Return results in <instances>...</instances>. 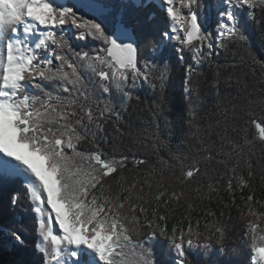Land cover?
Returning <instances> with one entry per match:
<instances>
[{
    "label": "snow or ice",
    "instance_id": "1",
    "mask_svg": "<svg viewBox=\"0 0 264 264\" xmlns=\"http://www.w3.org/2000/svg\"><path fill=\"white\" fill-rule=\"evenodd\" d=\"M254 25L264 40V0H0V192L10 207L26 201L36 223L32 252L20 228H0L14 264H264V193L253 183L258 167L264 181V163L253 162L257 145L264 158V123L250 121L252 137L248 122L202 132L193 106L199 147L191 158L172 151L171 163L108 152L99 136L110 125L143 143L121 127L123 113L144 85L165 98L174 60L185 65L190 105L204 63L217 69L218 93L222 72L245 67L243 58L217 62L232 46L264 67ZM149 137L144 147L155 148L158 132ZM213 163L224 169L215 180ZM213 200L236 210L243 260L227 244L223 212L205 203Z\"/></svg>",
    "mask_w": 264,
    "mask_h": 264
},
{
    "label": "trees",
    "instance_id": "2",
    "mask_svg": "<svg viewBox=\"0 0 264 264\" xmlns=\"http://www.w3.org/2000/svg\"><path fill=\"white\" fill-rule=\"evenodd\" d=\"M257 18L260 19L259 12H257ZM260 32L261 25H254L252 29L253 44L258 57L264 59V40L260 38ZM185 55L186 61L191 63L190 54L186 53ZM241 58L244 59L245 64L243 69H236L235 71L230 69L228 72H222L221 77L218 78L219 93L217 88L212 87V81L217 79V69L213 65L204 63L201 66L203 75L193 77L194 82H199L201 91L198 98H193L194 105L189 104L183 91L185 65L174 60L170 68L165 98L161 101L158 89L153 91L148 85H144L142 88L134 90L135 94L141 97V100L139 102L132 100L128 111L123 113L124 119L121 127L131 132L132 136L142 139L143 143L136 144L129 136L117 138L111 126L108 125L104 132L99 133L102 138L100 140L101 147L108 152L125 153L130 157L133 155L141 158L146 157L149 163L153 164L158 158L156 153L171 163L170 153L176 149L191 158L195 148L199 147L195 138L190 135L194 129L193 125L189 123L188 112L193 106L198 114L197 120L193 123L197 124L202 132H207L210 126L217 123L223 125L224 122H227L231 130L232 127L237 129L244 127L245 122H248L246 132L249 137H252L256 130L250 121L257 120L264 123V106L259 103L260 98L264 97V90H262L264 85L260 83L261 79L264 78V67L256 63L242 48L235 46L222 52L216 60L223 64L239 61ZM229 73L232 75L230 80L228 79ZM238 75L239 79L237 78ZM250 101L254 103L250 105ZM233 104L235 108H233ZM150 109H154L157 114L156 120H153V112ZM153 131L158 132L159 140L156 142L155 148L151 146L146 148L144 144L151 145L152 143L149 133ZM236 138L239 139V136ZM215 139L213 133L212 140ZM84 147L94 150L91 145H84ZM253 150L256 152L253 162L261 159L264 163L259 146H255ZM208 151L214 155H223L219 148L211 143L208 145ZM223 170L222 166L213 163L208 170V176L215 180ZM244 175H247L246 171ZM260 176L261 169L258 167L256 168V179L253 182L258 197L264 193V181L261 180ZM8 195L7 190L0 192V228L13 226L20 228L27 241V250L32 252L36 240L34 214L30 211V206L26 201H21L14 208L8 206ZM224 202H226V197ZM205 203L217 215L223 212L222 219L229 226L227 244L230 249H236V258L243 260L245 243L241 239V221L238 219L236 210L232 209L230 212L220 200L205 201ZM181 211H183L182 208L177 211V218ZM7 240L5 234L0 231V264H14L17 259V253L7 243Z\"/></svg>",
    "mask_w": 264,
    "mask_h": 264
}]
</instances>
